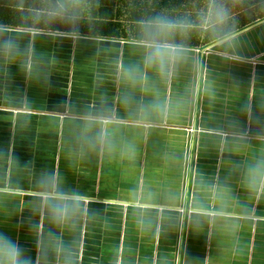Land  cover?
I'll use <instances>...</instances> for the list:
<instances>
[{
  "label": "crops",
  "instance_id": "1",
  "mask_svg": "<svg viewBox=\"0 0 264 264\" xmlns=\"http://www.w3.org/2000/svg\"><path fill=\"white\" fill-rule=\"evenodd\" d=\"M199 4L200 0H185L165 9L195 10ZM3 5L0 2V7ZM238 12L242 22L257 13L264 14V0H247ZM242 31L246 33L242 38L246 60L241 63L209 57L211 46L204 45L202 36L198 38L200 44L191 51L194 56L207 58L215 99H205L197 111L151 131L126 128L128 138L135 140L138 148L134 159L103 154L69 158V124L77 117L57 111L65 101L77 109L91 106L103 93L115 99L120 84L111 60L119 56L128 62L135 55L130 47L135 43L133 34L126 26L118 39L81 33L75 37L49 30L34 33L32 38L22 37L21 46L30 50L38 65L39 79L29 78L18 64L0 58V151L18 159L20 168H13L12 176L25 188L18 194L23 199L2 206L0 233L10 236L34 257L35 242L28 223L35 213L27 208V199L34 195V177L55 168L67 186L90 196L94 201L91 207L103 209L101 219L88 224L81 235L82 264H110L117 248L123 250L125 264H172L173 256L179 264H193V260L195 264H264V201L248 203L246 210L242 209L236 219L249 222L243 229L235 223L217 222L194 232L180 224L154 239L135 232L128 207L130 192L141 185L153 189L170 186L177 191L184 187L191 192L192 177L178 159L189 150L190 137L198 138L201 145L199 151L192 149L190 153L195 167L209 180L229 175V156L218 152L201 129L213 128L233 115L246 122L239 113L242 105L264 118V17ZM190 75L185 72L173 90L182 88ZM233 79L240 82L239 88L232 85ZM21 111L25 115L17 119ZM3 175L0 167V177ZM231 184L241 203H246L245 194L237 188L236 175ZM181 245L192 260L185 257Z\"/></svg>",
  "mask_w": 264,
  "mask_h": 264
},
{
  "label": "clouds",
  "instance_id": "2",
  "mask_svg": "<svg viewBox=\"0 0 264 264\" xmlns=\"http://www.w3.org/2000/svg\"><path fill=\"white\" fill-rule=\"evenodd\" d=\"M246 3L247 0H200L195 10L162 8L136 20L135 43L130 45L134 59L125 62L116 56L111 60L120 84L115 99L103 93L83 109L67 101L57 109L77 117L69 124V158L103 154L134 159L138 148L135 140L128 138L126 128L151 131L197 111L205 99L214 100L215 82L210 79L207 58L194 56L191 49L202 36L204 43L211 46L209 57L216 56L224 63L244 62L242 38L246 33L240 27L238 9ZM10 5L16 23H0V58L18 64L29 78L38 80V65L30 50L21 46V38L54 30L56 25L79 37L82 23H94L101 0H10ZM16 28L24 31L17 32ZM185 72L191 73L187 82L173 90ZM232 85L239 88L240 82L233 79ZM239 113L246 122L233 115L213 128L201 129L218 152L229 156V175L209 180L195 167L190 153L192 149L199 151L201 145L198 138L190 137L189 150L178 159L192 177L191 192L184 187L177 191L170 186L153 189L142 185L130 192L128 207L137 234L154 239L180 224L194 232L217 222L235 223L241 229L248 226L249 222L236 217L248 203L264 201V118L246 105L239 108ZM24 115L18 112L17 119ZM0 167L4 170L0 177L2 211L6 202L23 199L18 194L25 188L13 180V168H20L17 158L0 151ZM233 175L238 179L237 188L245 194L244 204L233 191ZM33 192L27 199V208L35 213L28 223L35 242L34 257L10 236L0 233V264H82L81 235L88 224L101 219L103 209L91 207L94 201L90 196L67 186L55 168L42 170L34 177ZM181 249L185 257L193 259L183 245ZM240 250L243 252V247ZM110 264H125L122 249L114 250ZM172 264H179L175 256Z\"/></svg>",
  "mask_w": 264,
  "mask_h": 264
},
{
  "label": "trees",
  "instance_id": "3",
  "mask_svg": "<svg viewBox=\"0 0 264 264\" xmlns=\"http://www.w3.org/2000/svg\"><path fill=\"white\" fill-rule=\"evenodd\" d=\"M183 1L185 0H101V7L95 15L94 23L89 26L82 23L79 31L81 34L91 35L95 38L118 39L122 36V32L125 31L126 26V30H129L134 36L136 31V20L142 16L154 14L162 8L178 6ZM190 1L194 2L195 0ZM0 2L5 4L0 7V23L15 24L16 21L14 20V13L11 11L10 0H0ZM147 6H149V8ZM257 14V16L253 15L248 18L247 21L243 22L242 18L238 15L242 30L246 28L247 25L264 17L262 13ZM49 31H67V28L62 25H56L54 30ZM199 44L200 41L195 43L192 47ZM204 45L206 44L204 43Z\"/></svg>",
  "mask_w": 264,
  "mask_h": 264
},
{
  "label": "rangeland",
  "instance_id": "4",
  "mask_svg": "<svg viewBox=\"0 0 264 264\" xmlns=\"http://www.w3.org/2000/svg\"><path fill=\"white\" fill-rule=\"evenodd\" d=\"M254 4H255V2H254ZM9 16V15H8ZM84 43H87L86 41H84Z\"/></svg>",
  "mask_w": 264,
  "mask_h": 264
}]
</instances>
